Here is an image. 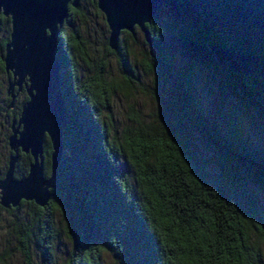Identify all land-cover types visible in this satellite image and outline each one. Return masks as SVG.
Returning <instances> with one entry per match:
<instances>
[{
  "label": "trees",
  "instance_id": "obj_1",
  "mask_svg": "<svg viewBox=\"0 0 264 264\" xmlns=\"http://www.w3.org/2000/svg\"><path fill=\"white\" fill-rule=\"evenodd\" d=\"M173 1L178 17L162 0L165 17L159 6L146 26L151 54L144 43L143 59L147 70L156 68L148 92L158 107L156 121L142 123L130 108L134 124L118 138L98 116L99 105L108 109L111 94L102 67L91 79L77 76L71 50L83 48L74 24L80 11L79 5L67 8L55 45L66 108L61 157L47 206L19 204L32 208L29 221L13 232L23 264H32L31 248L39 252L40 264H55L57 211L71 247L67 264H100L103 252L115 264H264V152L246 139L236 110L223 115L221 126L207 122L194 95L192 71H176L163 42L173 31L182 53L214 74L222 91L238 93L264 123V0ZM82 2L98 12L93 1ZM1 23L8 35L9 21L0 15ZM133 34L120 32L117 51L109 52L122 91L137 81L126 44ZM4 75L7 84L10 75ZM20 93V105L14 106L17 95L8 111L5 94L9 124L27 100ZM49 154L46 140L44 176ZM29 163L28 155L18 153L14 178L25 176Z\"/></svg>",
  "mask_w": 264,
  "mask_h": 264
},
{
  "label": "water",
  "instance_id": "obj_2",
  "mask_svg": "<svg viewBox=\"0 0 264 264\" xmlns=\"http://www.w3.org/2000/svg\"><path fill=\"white\" fill-rule=\"evenodd\" d=\"M102 15L108 30L107 48L115 52L120 32L132 35L136 28L151 54L150 24L162 0H91ZM170 7L178 17L173 0ZM80 0H0V15L9 21L8 40L0 60L3 72L10 75L5 94L9 110L22 90L27 100L16 120L9 124L6 144L10 152L0 179V208L14 209L21 202L38 208L48 204L55 188L57 165L62 151V128L66 108L60 93L59 67L55 45L67 18V8L76 9ZM50 146L49 174L44 176L43 143ZM18 153L28 155L26 175L14 178Z\"/></svg>",
  "mask_w": 264,
  "mask_h": 264
},
{
  "label": "rangeland",
  "instance_id": "obj_3",
  "mask_svg": "<svg viewBox=\"0 0 264 264\" xmlns=\"http://www.w3.org/2000/svg\"><path fill=\"white\" fill-rule=\"evenodd\" d=\"M159 6L164 9L160 16L165 17L166 8L162 7L161 4ZM79 11L80 17L74 24L78 28L79 40L83 48L71 50L77 76L82 80L91 79L94 77V73L102 67L104 83L111 89V94L107 98L108 109L104 110L103 106L99 105V119L106 121L110 133L116 138L122 135L125 128H130L134 124V116H132L130 108L134 110L142 123H155L158 107L148 92L155 80L156 68L153 66L150 70L146 68L147 63L143 59V55L147 51V47L143 42L142 35L135 28L133 42L129 39L126 41L129 50L128 62L133 68L137 81L131 90L122 91L118 89L122 82V76L116 58L109 53L111 51L107 48L108 30L102 16L98 12L96 13V10L86 2L79 3ZM64 33H68L66 29H64ZM7 37V25L1 23L0 46L4 44ZM163 42L169 48L174 69L176 71L179 69L192 71L194 95L207 122L221 126L223 115L229 110H236L246 139L264 152V123L242 101L240 95L236 92L222 91L219 80L214 74L200 67L195 61L183 54L173 31H168L164 35ZM2 54L3 51L1 50L0 55ZM83 58L84 61H82ZM5 86V75L0 71V177L3 175L8 155L6 138L9 135L7 129L9 118L4 116ZM21 99L22 95L15 102V107L20 105ZM201 153L208 164L213 161L209 153L205 151ZM31 215V206L21 205L17 211L12 213L0 208V264H23L17 253V244L13 232L18 223L28 222ZM54 225L57 233L53 241V260L55 264H67L71 247L64 231V218L59 211L54 215ZM3 253L7 254L5 258L1 257ZM30 254L31 263L40 264V254L35 248L30 249ZM100 264L115 263L107 252H103Z\"/></svg>",
  "mask_w": 264,
  "mask_h": 264
},
{
  "label": "flooded vegetation",
  "instance_id": "obj_4",
  "mask_svg": "<svg viewBox=\"0 0 264 264\" xmlns=\"http://www.w3.org/2000/svg\"><path fill=\"white\" fill-rule=\"evenodd\" d=\"M22 91H23V90H22ZM22 91H21V92H22ZM23 92H24V91H23ZM12 107H13V106H11V108H12ZM11 108H10V109H11ZM10 109H9V110H10ZM7 111H8V110H7ZM5 114H6V111H4V116H5ZM10 116H11V115H10Z\"/></svg>",
  "mask_w": 264,
  "mask_h": 264
}]
</instances>
